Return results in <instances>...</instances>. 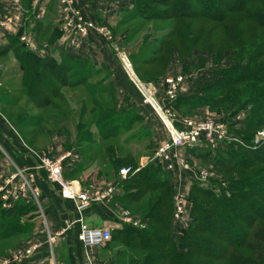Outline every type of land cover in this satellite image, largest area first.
<instances>
[{
  "label": "trees",
  "instance_id": "obj_1",
  "mask_svg": "<svg viewBox=\"0 0 264 264\" xmlns=\"http://www.w3.org/2000/svg\"><path fill=\"white\" fill-rule=\"evenodd\" d=\"M22 1L26 8L32 3V0ZM137 9L139 12L135 10L133 18L173 19L174 25L158 44L155 39L148 44L146 35L140 42H134L129 54L135 68L162 63L165 71L154 77L156 81L164 76L173 52L181 60L190 57L193 51L206 52L216 65L211 70L214 79L199 86L196 93L177 94L170 105L175 112L188 117L197 110L200 114L204 107L217 112L212 115L221 117L234 137L218 147L213 156L209 149L186 147L188 158L192 154L199 160L210 156L208 164L219 179L211 176L205 182L193 180L189 184L183 224L173 217L171 173L155 160L137 169L135 153L126 147L129 140L139 136L141 129L138 131L134 126L142 119L138 114L120 115L114 98L110 104L103 99L108 90L90 82L91 71H96L95 75L100 73L94 68L97 64L87 69L84 67L86 62L89 65L87 59L44 58L22 46L17 36L13 54L19 69L13 74L19 76L21 87L4 102L6 107L15 109L6 117L21 135L31 134L27 128L40 125L41 117H34L21 100L29 98L33 108L40 112L56 100L57 111H61L63 106L72 108L64 89L79 86L84 89L73 123L77 140L91 144L88 150L94 155L90 163L95 155H105L110 169L103 174L116 180L122 189L120 200L145 204L138 216L146 221L143 227L123 222L111 230L106 246L119 244L121 250L109 264H264V140L254 142L256 132L264 127V0H139ZM199 21L213 24L208 28ZM196 23L199 25L193 31L191 27ZM137 30L133 35L138 34ZM218 32H223L225 37L216 40ZM128 35L121 33L125 42L131 39L126 38ZM99 68L106 70L104 64ZM240 111L246 114L241 116ZM48 119L47 124L54 126L53 130L63 131L61 123ZM42 129L46 135L52 132L47 127ZM90 163L85 161L75 169H66L65 176L84 171ZM129 165L134 170L125 178L119 176L118 169ZM36 172L46 179L42 170ZM16 198L9 207L0 209L2 240L10 235L29 234L35 227L32 219L39 215V211L34 213L37 202L30 194ZM38 199L42 206L41 194ZM14 228L21 232L10 233Z\"/></svg>",
  "mask_w": 264,
  "mask_h": 264
},
{
  "label": "rangeland",
  "instance_id": "obj_2",
  "mask_svg": "<svg viewBox=\"0 0 264 264\" xmlns=\"http://www.w3.org/2000/svg\"><path fill=\"white\" fill-rule=\"evenodd\" d=\"M99 1L100 0H98L97 2L100 4ZM101 1L103 3H101L99 6H96L94 9H96L97 14H99V16H100V17H98L99 19H102V20L106 19V21H104V22L102 21V23H99V24L105 26L106 29L108 30V34L110 36V38L108 40L111 43L110 46L112 48V51L107 50V54L105 57L106 70H101L102 67L101 68H99V67L102 65V63L98 62L96 67H94V68L99 70L100 73L95 75L97 72L91 71L93 77L90 79V82L97 83V85L100 84V86H103V88L108 90V93L102 95L103 99H105L106 103L110 104L112 102L111 99L114 98L115 104H117L116 111L120 115L124 116V115H129V114H132V115L138 114L139 117L142 119L139 122L137 121L135 123V126H134V129H136L138 131H139V129H141V131H139V136L137 138L135 137V138L129 140L128 145H126V147H128L132 152L135 153L136 160L138 161L137 164L139 165V167H141V166H144L145 164H147L149 162L152 163V160H154V159H151V156L154 152L153 150H155L156 146L159 144L160 141H162L164 138H167L166 136H168V132L165 129V127H164L162 121L160 120V118L158 117V115L154 112V110H152V107L149 108V110L145 109L144 107L143 108L139 107V105H140L139 102H142V104H144V105H146V103H143L141 95H140L139 91L137 90V88L135 87L133 78L137 77V79H139L141 82H143L145 84L149 83L150 85H153L154 87L156 86L157 90L161 92L163 90L164 80L167 76H170V75L176 76L178 74H180V75L183 74L184 79L182 80L181 87L179 88V91H180L179 94L180 93L181 94H183V93L193 94V93L198 92L199 86H205L208 84V82H210L214 79L215 76L210 75L211 74L210 70H215L216 65L213 64V58H211V56L208 57L207 53L204 51L202 54L200 52L193 51V52H191V56L184 59V60H181L177 56V53L173 52L172 53L173 55L170 58L169 66L167 67V70H166L164 76L159 77L155 81L154 77L157 75H161L165 71V70H163L164 65L162 63H159V62L156 63L155 62L153 64H142V65H140L139 68H135V64H133V61L131 60V57L129 54V52L132 50L130 48L135 44L134 43L135 41L137 42V40H139V42H140L141 39L145 35H146L145 41H147L148 44H150L152 42V40H154V39L157 40L156 43L158 44V42L160 41L162 36L167 31H169L170 28L174 25L173 19L146 21L145 19H143L141 17L140 18H133L135 13L139 12L137 9V7L139 8V0H138V2H137V0H136V2H135V0H101ZM75 2H76V0H75ZM76 4H77V2H76ZM22 5H23V1H22ZM24 7H25V5H24ZM123 7L125 9H123ZM107 9H111L112 12L110 13V11ZM109 13L112 15H107ZM199 22H202V21H199ZM120 23H122L123 26L120 27ZM202 23H204L203 25L208 27V28L213 24V22H211V21H203ZM197 25H199V24L198 23L194 24L193 27H191V29L193 31H196L195 29L197 28L196 27ZM136 29H138L137 32L138 31L139 32H138V34L136 33L133 35V33L135 32ZM123 31L126 34H129L126 38L130 37L131 38L130 41L125 42L124 39H122L121 33ZM222 37H225V34L223 32H218V33H216L214 38H216V40H218L220 38V40H221ZM113 52H114V54H113ZM100 54H98L96 57L93 56V58L95 60L98 59L100 61H103L104 60L102 58L103 56L101 57ZM59 56L60 55H58L56 57H59ZM127 62H129L131 64L130 68L127 67V65H126ZM13 63L15 64L14 67H12ZM82 63H83V61H81L80 64L82 65ZM185 64L187 65L186 70H185V66H186ZM107 66H108V68H107ZM84 67L88 69L89 65L87 62H86ZM18 69H19V66H18V63L16 62V57H14V54L11 51H9V53L7 52L5 54L0 55V111L5 113L4 114L5 118L8 117V116L6 117V115H8L7 113H9L10 111L15 110V109L9 108L6 106L3 107L4 102L2 103V101L11 99L13 96H15L17 94V91L21 87V83H20V78L17 74H14L12 77H10V79L8 81H7V77H4V80H1L2 72H7L5 74V76L6 75L8 76V75H10V73L16 72V70H18ZM107 70H113V73H111V75H109L110 73H108ZM189 70H191V71H189ZM194 71H196V72L201 71L203 75H199V76L192 75ZM194 74H196V73H194ZM114 78L117 79L116 85H115V89L117 88L116 89L117 93L116 92L114 93V91L112 90L114 88L110 84V83H113ZM5 79L7 82L5 81ZM121 82L128 84L133 89L132 90H124L123 94H121L122 92L120 93V90H119V87H121V86H119V84ZM65 88H67V87H65ZM123 88H124V86H123ZM136 90L139 94V96H138L139 102H136V100H135L134 94L135 93L137 94ZM64 91L70 100V104H71L72 108L68 106V108L66 109V106H63V110H61V111L65 110L63 118L61 117L62 116L61 111L60 110L57 111L59 104L56 100L53 101L51 105L44 107V109L41 110V112L38 111L37 109L33 108L34 105L32 103H30L29 98H25V99L21 100L22 105H25L27 108L31 109V112H33L34 117H37L38 115H40V117H41L40 125L31 126V127L27 128L28 130L30 129L31 134L21 135L22 138L24 139L25 143H27L28 145H31L32 147L36 148L40 152L47 148V150L50 151L49 153H51V149H49V148H51V146H50L51 142H53L52 141V135L53 134H51V133L56 132L55 130H53L54 126L52 127V126H50V124H47V123H49L48 118H54L56 124L61 123L63 132H65V133L68 132L69 136H70V134H72V136L75 134V129L73 127L74 126L73 123L76 121V113L75 112H77V110L80 106V105L78 106V99H80L81 96L83 95L84 89L79 86V88H75V89L67 88V89H64ZM126 101H128V103H129V101L130 102H136V104L134 103L135 104L134 107H127L125 105ZM79 104H80V102H79ZM240 112H241V114H240L241 116L246 114L245 111H240ZM176 113H177V115L182 116V114H180V112H178L177 110H176ZM198 113H199V110L195 111V113L191 114V116H189V117H195L198 115L206 116L208 114L212 115V114H215L217 112H210L207 109H205V107H204L203 111L200 114H198ZM71 114H72V116H71ZM240 115H237L236 117L240 118L241 117ZM65 116H67V117H65ZM212 116L216 117L215 115H212ZM10 120L11 119L8 117L7 121L11 123ZM237 122H240V121L238 120ZM140 125H142L141 128H140ZM226 125H227V123H226ZM46 127L52 131V132H49L47 135L45 134V129H42V128H46ZM226 128H227V132L232 133L228 130V126ZM92 130H94V128H92ZM130 134H132V131L130 132ZM126 136H128V133ZM61 141L63 142V140H61ZM69 141H71V143L73 142V144H76V148L75 147L69 148V145H67L66 149H64L62 151V152L69 151L71 153L68 156V159L66 160L65 170L69 169L71 164H74L76 161H80V163L82 162V165H83V162H85V161L90 163L91 162L90 159H91L92 155H94L93 151L88 150V147L91 144L86 143V142L81 143L78 140H76V138L73 139V137H69ZM96 141H97V139H96ZM227 142L228 141H226V140H224V141L220 140L217 142L204 141L201 143L199 142L200 144L194 145V146H197L198 148L202 147V148L209 149L211 152V155L213 156L214 154H216L215 150L218 147H220L222 144L227 143ZM60 145H62V144H59V142H58L57 146H60ZM57 146L54 143V147H57ZM185 149H183V151H182L184 155H186ZM75 150H78L80 152V156L77 154V152ZM122 152H124V150H122ZM43 153H45V152H43ZM95 156H96V158L93 160L90 167L88 169L86 168L84 173H82L83 174V180H84L83 184L85 187L89 188L90 190L100 189L105 185V182L111 181L110 178L106 179L105 177H103L104 176L103 172L110 169V165H109L108 161L105 160V155L104 154H98ZM188 156L190 158H188V157H185V158H186L187 162L192 166L193 170H195V172L198 169H204V170L206 169L209 172V174L207 175V178L203 180L204 182L207 179H209V177H211V176L214 177L213 179H215V180L219 179V177L217 178V176H215L216 173L214 172V170L212 171L211 164H208V161L211 159L210 156L207 155L205 157V159H203V160L197 159V157L194 156L193 154L188 155ZM140 157L144 158L143 165H141L139 163ZM8 165H9V167L6 166V168L4 170L5 172L3 173V175L0 174V185L4 184V181L7 179L8 174L11 173L12 171H14V167H12V169H9L11 167V163H9ZM74 165H78V162H76ZM100 171H102V173H100ZM189 172H191V174ZM171 175L173 178L174 175L173 174H171ZM80 178H82V177L80 176ZM194 178L195 177H193V172L191 170L188 172L182 171L181 172V178H180V188L182 190H184V188H186L187 185H189L193 180H196ZM185 179H186V181H185ZM172 181H173V185H174V194H173V207H174V196H175V193L178 189V184L175 182L174 178ZM203 181H201V182H203ZM93 182H95V183H93ZM4 192L8 196V198L4 199L0 196V209L9 207L12 204V201L13 200L15 201L17 199L16 197H18L19 195L23 196L24 198L29 197V194L31 195L29 190L11 191V190L5 189V190H3V193ZM39 192H40V189H39ZM40 194H41V192H40ZM40 194H39V196H40ZM185 194H186V200H187V191ZM31 197L33 198L32 195H31ZM146 197H148V195H146ZM120 202H121V204L118 203L117 206L121 207V205H123L124 207L123 206L122 207L129 210L130 213L134 216H140L142 213L140 211V209L142 206L145 205L144 202L143 203H136V204H128L127 202L125 203V201H122V200ZM35 204H36V206H35L34 213L36 211H39L38 213L40 214L41 210H44V209L40 208L39 204H37V203H35ZM41 207H44L43 202H42ZM50 209H52V211L56 210V208H50ZM35 216H37V215L35 214ZM47 217L50 218V216H47ZM41 219H42V217H41ZM32 220L34 223H36V224H34L35 226L40 223L39 218L34 217ZM100 221L101 220H99V223L96 224L97 226L101 225ZM183 223L184 222H182L181 224H183ZM41 225L44 226V224H41ZM94 227H96V226H94ZM14 230L15 231L10 230V233L14 234L15 232H21V229L17 230L16 228H14ZM46 233H48V230ZM34 234L38 235V233L32 232L29 234L28 233L27 234H19L17 236L16 235H10V236H8V238H4L3 240L0 239V258L8 257L10 255V253L15 249H19L21 247L24 248L25 245L27 244V241L31 240L32 238L35 237ZM59 240H61V239H58L56 241V243L54 244L55 246ZM33 244H39V246H40L41 240H37L34 243L32 242L29 245H33ZM117 245L120 246L119 244H117ZM24 250L25 249H23L22 251H19V252L22 253V252H24ZM58 256H60V258L62 257L61 255L56 254V262H57V260H59ZM88 261H90V260H87V262ZM87 262H85V263H87Z\"/></svg>",
  "mask_w": 264,
  "mask_h": 264
},
{
  "label": "crops",
  "instance_id": "obj_3",
  "mask_svg": "<svg viewBox=\"0 0 264 264\" xmlns=\"http://www.w3.org/2000/svg\"><path fill=\"white\" fill-rule=\"evenodd\" d=\"M97 1L98 0H76L78 7L83 13V16H85L87 19L91 18V20H94L98 25H100L99 23L106 21V19L102 20L98 18L100 16L97 14L96 9L94 8L103 2L100 0L99 4ZM123 9L125 8L123 7ZM107 10H109L110 13L112 12L111 9ZM110 13L107 15H112ZM0 14H11L13 15L14 19L13 25L9 27L8 30H3L0 32V55L7 52L9 53V51L13 53V47L16 44L17 36H19V39L21 36H25V42L22 41V46L27 47L31 51L36 52L44 58L51 56L56 57L60 55L58 59L64 57L69 61L87 59L89 61V66L92 65L91 68L98 62L106 65L105 57L107 50L112 51L110 41L98 32L92 31L90 32L89 36L80 38L76 35L61 30L58 23L59 14L56 0L45 1L43 13L39 19L34 18L35 11L32 9V3L30 4V7L26 8L24 5H22L21 0H0ZM121 26H123L122 23H120V27ZM98 54H100L101 57L103 56L102 58L104 59V62L98 59L95 60L93 58V56L96 57ZM14 65L15 64L13 63L12 67H14ZM107 71L110 73L109 75L113 73V70ZM6 73L7 72H2L1 80H4V77H7L8 81L10 77L14 75V72H12L10 75L5 76ZM192 75L199 76L203 74L201 71H194ZM116 80L117 79L114 78L113 83H110L115 92L117 89H115ZM119 86H121L119 87L120 93L122 92L121 94H123L124 90L133 89L128 84L123 82H121ZM134 96L136 102H139L138 92L137 94L135 93ZM5 101L3 100L2 103ZM136 102L129 101L128 103V101H126L125 105L127 107H134ZM139 104V107L141 108L144 107L148 110L151 108V106L147 104L144 105L142 102H139ZM3 107H5L4 103ZM51 134H53L52 141L56 144V146L58 142L59 144H62L60 146L54 147V143L51 142V148H49L51 149V154H60L64 149H66L67 145H69V148H76V144H73V142L71 143V141H69V137H73V139L76 138L77 140L76 131L73 136L72 134L69 136L68 132L65 133L63 131H56ZM61 140H63V142ZM75 151L80 156V152L78 150ZM34 152L36 153L40 151L25 143L21 134L16 129H14L13 125H11V123L7 121V118H5L4 113L0 111V174L3 175L6 166L9 167V163H11V167L9 169H12L14 165H18L27 173V175L30 177V181L40 189L41 200L44 205L43 209L45 208L42 214L35 216V218L40 219V223L37 224L33 231L30 232H36L38 235L34 234L35 237L31 240H28L24 248L21 247L19 249H15L10 254L22 251L23 249L30 246L29 244L32 242L34 243L37 240H41V245L39 246L38 251L33 255L26 256L21 260H14L9 264H42L44 262L52 264V255L54 257L55 264H84L87 262V260H90L93 264H109L110 261L116 260V255L118 254L119 250H121V245L118 246L117 244H111L109 247H107V244H105L103 246L84 247L82 243L76 239L75 236L79 229V222L77 220L79 213L75 209V205L71 200L61 197L58 189H56L54 185L47 183L46 179L41 175V172H36L35 158L32 156ZM41 152L47 153L50 151L46 148ZM76 162H78V164L80 163V161ZM139 163L143 165L144 158L140 157ZM74 164H71L69 168L73 167L75 169L77 165ZM90 165L91 163L87 169L90 167ZM84 171L82 170L76 174L73 173L74 175H72L71 172L69 174L67 173V177L77 178L81 176L83 178L82 173H84ZM189 173L191 174V172ZM69 175H72V177ZM103 177L109 179L107 176ZM178 177L181 178V172L178 173ZM111 181L116 180L111 178ZM188 187L189 185H187V187L182 191L186 192ZM121 193L122 189L118 187L116 193L102 205L93 203L87 208H84V210H82V216L85 223L91 227H106L108 229L119 227L120 222H118V219L115 218L114 215L117 214L118 211L117 207L119 206H117V204H121V200L119 198ZM50 208H56V210L52 211ZM63 213L67 214L66 219L61 218ZM47 216H50V218ZM99 220H101V225L97 226L96 224L99 223ZM41 224H44V226ZM47 230L48 233L53 236V240L51 242L46 238L48 235V233H46ZM58 239L61 240H59L55 246L54 244ZM56 254L62 256L61 258L58 256L59 260H57V262Z\"/></svg>",
  "mask_w": 264,
  "mask_h": 264
},
{
  "label": "built area",
  "instance_id": "obj_4",
  "mask_svg": "<svg viewBox=\"0 0 264 264\" xmlns=\"http://www.w3.org/2000/svg\"><path fill=\"white\" fill-rule=\"evenodd\" d=\"M47 0H32V9L35 11L34 18L39 19L44 10V3ZM58 7V23L61 30L76 35L80 38L89 36L90 32L95 31L103 35L107 40L110 38L108 30L103 25H98L94 20L87 19L83 16L80 8L75 0H56ZM34 13V12H33ZM14 23L13 15L0 14V32L8 30ZM20 40L25 41V36H21ZM130 68L131 64L126 63ZM132 71V70H131ZM183 75V74H182ZM170 75L164 80L163 90L160 92L157 87L141 82L139 79L133 78L135 87L139 91L143 103L149 104L152 110L160 117L165 129L168 132L167 138H164L153 150L151 159H154L162 165V168L174 175L178 189L174 196V212L173 217L177 222L184 221L187 215L186 192L180 188V178L178 173L182 171H192L194 179L203 181L207 178L209 172L205 169L193 170L192 166L187 162L183 149L187 146L198 144L201 141L217 142L220 140H230L234 137L227 132V125L220 117L219 119L212 115L203 117L179 116L169 105L179 94L184 75ZM160 96V97H159ZM162 102V103H161ZM264 140V127L259 129L255 134L254 142ZM69 151L60 154H48L43 152H34L32 156L35 158V168L44 173L48 183L56 186L60 195L67 200H71L75 209L79 213L78 222L79 229L77 238L84 247L103 246L111 239V230L106 227H91L85 223L82 216V210L93 203L103 204L108 201L117 191L116 181L105 182V185L96 190H90L83 184V178H69L65 176V163ZM138 169V167H137ZM133 166H122L118 169L119 176L122 178L133 171ZM172 176V175H171ZM172 178V177H171ZM30 177L25 174L17 165H14V171L8 174L4 184L0 185V196L4 199L8 196L3 190L26 191L29 190L34 200L39 204L38 196L40 194L38 187L31 184ZM95 183V182H93ZM41 208V207H40ZM42 213V210H41ZM122 222L133 224L137 227H143L145 220H140L134 216L129 210L118 207L115 214ZM47 240H53V236L48 233ZM39 244H33L25 248L24 252H15L8 257L0 258V264H9L14 260L24 259L26 256L35 254L38 251ZM52 264H55L53 255L51 256ZM84 264H93L88 261Z\"/></svg>",
  "mask_w": 264,
  "mask_h": 264
},
{
  "label": "water",
  "instance_id": "obj_5",
  "mask_svg": "<svg viewBox=\"0 0 264 264\" xmlns=\"http://www.w3.org/2000/svg\"><path fill=\"white\" fill-rule=\"evenodd\" d=\"M23 45H25V44H23ZM61 218H62V219H66V218H67V214H66V213H63V214L61 215Z\"/></svg>",
  "mask_w": 264,
  "mask_h": 264
}]
</instances>
